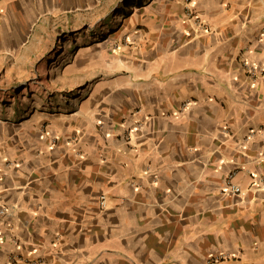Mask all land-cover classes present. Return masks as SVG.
<instances>
[{"label": "crops", "instance_id": "1", "mask_svg": "<svg viewBox=\"0 0 264 264\" xmlns=\"http://www.w3.org/2000/svg\"><path fill=\"white\" fill-rule=\"evenodd\" d=\"M0 74V264H264V0H0Z\"/></svg>", "mask_w": 264, "mask_h": 264}, {"label": "rangeland", "instance_id": "2", "mask_svg": "<svg viewBox=\"0 0 264 264\" xmlns=\"http://www.w3.org/2000/svg\"><path fill=\"white\" fill-rule=\"evenodd\" d=\"M71 45H72V39L70 41V46ZM35 76L36 74H21V75L19 74L18 78L12 79V77L6 78L5 75L0 74V93L8 94L9 91H13L12 88L8 89L10 86L19 84V86L15 88L14 92H22V93L15 94V97H10V100H12V102H14L15 104H18L19 102L21 103L29 102L32 100L33 97H35V93L39 95L42 92L41 88H36L34 89V91H32L30 88V85L33 82V78H35ZM25 87H29V89H25ZM1 95L2 94H0V100L2 99ZM0 105L5 107V109L10 108L9 103H0Z\"/></svg>", "mask_w": 264, "mask_h": 264}, {"label": "built area", "instance_id": "3", "mask_svg": "<svg viewBox=\"0 0 264 264\" xmlns=\"http://www.w3.org/2000/svg\"><path fill=\"white\" fill-rule=\"evenodd\" d=\"M188 15L191 18H193L197 23H200V24L202 23L201 17L199 15H197L194 11L190 10L188 12ZM256 69H258V68H254V69L250 70L251 76L253 78H256L258 75H261V73H260L261 71H257ZM263 131H264V128H263ZM246 138H249V137H246ZM236 173L237 172L234 170L228 174L227 188L226 189H227V191H229L231 193L240 194V193H242V187L234 182V177H235ZM254 184L256 186L264 185V175L256 178ZM105 203H106V200H105V196L103 195L102 200H101L102 206H105ZM7 210H8L7 207L1 206L0 207V214L6 213ZM224 257H225V254H223V253H219L216 255L213 254L209 257L208 261H216L217 259H223ZM26 262H27V264H44L43 259H37V260L28 259V260H26Z\"/></svg>", "mask_w": 264, "mask_h": 264}]
</instances>
